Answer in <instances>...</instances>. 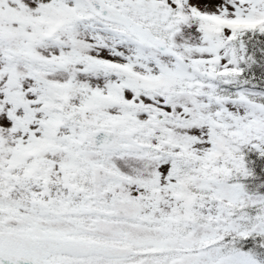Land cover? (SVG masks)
Instances as JSON below:
<instances>
[{
  "label": "snow or ice",
  "instance_id": "snow-or-ice-1",
  "mask_svg": "<svg viewBox=\"0 0 264 264\" xmlns=\"http://www.w3.org/2000/svg\"><path fill=\"white\" fill-rule=\"evenodd\" d=\"M0 264H264V0H0Z\"/></svg>",
  "mask_w": 264,
  "mask_h": 264
}]
</instances>
